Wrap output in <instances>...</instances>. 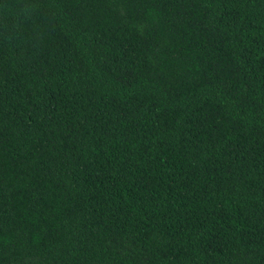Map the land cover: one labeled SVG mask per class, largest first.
<instances>
[{
    "label": "trees",
    "instance_id": "1",
    "mask_svg": "<svg viewBox=\"0 0 264 264\" xmlns=\"http://www.w3.org/2000/svg\"><path fill=\"white\" fill-rule=\"evenodd\" d=\"M0 264H264V0H0Z\"/></svg>",
    "mask_w": 264,
    "mask_h": 264
}]
</instances>
